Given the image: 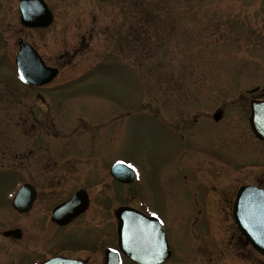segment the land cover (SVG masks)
<instances>
[{
	"label": "rangeland",
	"instance_id": "1",
	"mask_svg": "<svg viewBox=\"0 0 264 264\" xmlns=\"http://www.w3.org/2000/svg\"><path fill=\"white\" fill-rule=\"evenodd\" d=\"M44 1L53 14L52 24L27 30L18 21V0H0V218L9 219L8 191L18 178L8 170L13 152L17 158L30 144L57 148L41 155L49 161L73 152L75 138L66 137L69 128L57 123L52 111L63 117L61 122L74 121L71 135L76 133L78 141L95 142L105 158L104 168L116 160L137 171L135 187L147 195L170 231L173 256L164 264H264L257 255L243 259L232 246L220 247L219 255L211 258L201 257L204 246H198L194 261L193 247L198 241L189 239L188 221L194 216L187 214L192 194L179 179H172L169 158L175 140L154 119L160 110L155 96L168 114L194 109L210 112L221 101L242 114L247 107L237 98L264 84V0H137L143 14L139 36L130 35L127 25L131 23L134 29L139 19L136 0ZM186 3L197 4L189 10ZM231 8L240 10L237 16L255 17L253 22L236 27L214 19ZM212 11L217 14L209 17ZM167 14L177 17L169 22ZM18 38L32 45L47 64L61 65L53 84L66 78L82 79L75 87L52 94L45 89L41 93L25 90L13 73ZM59 56L63 59L58 60ZM190 61L194 64L189 67ZM47 115L53 124L46 119L39 124ZM29 121L35 124L33 128ZM60 131L64 133L55 136ZM248 159L258 163L261 158L251 154ZM228 226L215 228H224L226 238ZM77 233L83 236L76 231L73 237Z\"/></svg>",
	"mask_w": 264,
	"mask_h": 264
},
{
	"label": "flooded vegetation",
	"instance_id": "2",
	"mask_svg": "<svg viewBox=\"0 0 264 264\" xmlns=\"http://www.w3.org/2000/svg\"><path fill=\"white\" fill-rule=\"evenodd\" d=\"M127 25L128 32L132 33L131 23ZM138 28L137 20L136 32ZM21 87L36 93L44 89ZM241 96L237 101H242V105L247 107L243 108L241 115L227 109V101H221L210 112L194 109L186 113L176 111L168 114L160 98L155 96L156 105L161 109L154 119L175 140L169 158L172 179H179L192 194L187 214L194 218L188 221L191 224L188 225V232L191 241H198L194 245L196 252L198 246H204L200 248L201 257L219 255L217 252L222 246L234 247L243 258L255 254L236 230L232 214L240 188L250 186L264 194V146L252 135L248 125L249 104L253 100L264 99V84ZM50 113L57 123H66V128H69L67 138H75V142H72L73 152L66 153L69 157H53L49 161L50 158L44 160L41 155L47 151L56 152L57 148H47L41 144L31 147L30 144L22 152L19 151L20 157L16 158V153H12L8 170L15 172L18 178L11 183L8 191L9 219L0 218V225H6L0 229V264H43L52 259H57L58 264H105L109 250L117 252L121 264H127L129 261L118 248L115 212L119 208H130L147 217H157L170 259L173 252L168 225H163L147 195L139 193L135 187L138 178L131 183L114 179L109 173V163L104 168L105 158L95 142L84 138L78 141L76 133L71 135L75 130L74 121L69 118L61 122L62 116L56 112ZM31 118L30 115L29 120ZM44 119L53 124L50 115L44 116L39 124H45ZM34 126L29 121V128ZM47 126L49 129L53 127ZM62 133H55V136ZM34 151L36 158L32 157ZM59 153H63L62 150ZM251 154H258L260 161L249 160ZM190 178L194 181L191 182ZM23 185H28L29 189L15 204L13 198ZM75 195V203L70 208L54 213ZM253 201L261 202L255 198ZM197 217L201 220L198 221ZM197 224L201 226L195 229L194 225ZM215 225H229L226 228L228 237H223L224 228L217 230ZM76 231H80L84 237L78 233L73 237ZM219 231L222 237H218ZM5 233L7 236H4ZM87 235H91V238H86ZM149 240L154 242L153 238ZM197 256L195 253L193 258Z\"/></svg>",
	"mask_w": 264,
	"mask_h": 264
},
{
	"label": "water",
	"instance_id": "3",
	"mask_svg": "<svg viewBox=\"0 0 264 264\" xmlns=\"http://www.w3.org/2000/svg\"><path fill=\"white\" fill-rule=\"evenodd\" d=\"M38 10H33L32 0L19 1V21L22 26L27 28L46 27L51 22V14L42 0H37ZM18 50L15 55V69L17 76L24 83L32 85H42L50 81L55 75L56 70L47 68L29 46L23 44L22 40L17 41ZM250 126L257 138L264 142V102L256 103L251 106ZM248 196L246 189L239 191L236 204L235 220L241 222H254L255 225H237L238 229L252 247L264 255V212H242L240 202ZM131 228V229H130ZM128 233L126 243L127 254L135 262L142 264H157L160 261H143L140 254L143 252L137 243L136 225L125 226Z\"/></svg>",
	"mask_w": 264,
	"mask_h": 264
},
{
	"label": "snow or ice",
	"instance_id": "4",
	"mask_svg": "<svg viewBox=\"0 0 264 264\" xmlns=\"http://www.w3.org/2000/svg\"><path fill=\"white\" fill-rule=\"evenodd\" d=\"M33 2V10H38V6H37V0H32ZM118 163H123V162H118ZM127 167L132 168V165H128Z\"/></svg>",
	"mask_w": 264,
	"mask_h": 264
}]
</instances>
